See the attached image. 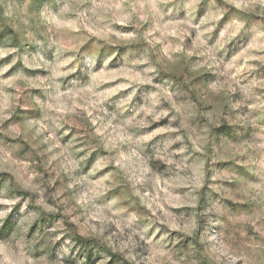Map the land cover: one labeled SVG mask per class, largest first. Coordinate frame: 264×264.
I'll list each match as a JSON object with an SVG mask.
<instances>
[{
    "label": "clouds",
    "instance_id": "obj_1",
    "mask_svg": "<svg viewBox=\"0 0 264 264\" xmlns=\"http://www.w3.org/2000/svg\"><path fill=\"white\" fill-rule=\"evenodd\" d=\"M0 264H264V0H0Z\"/></svg>",
    "mask_w": 264,
    "mask_h": 264
}]
</instances>
